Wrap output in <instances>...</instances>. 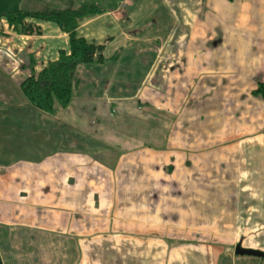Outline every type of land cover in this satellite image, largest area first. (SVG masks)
Masks as SVG:
<instances>
[{
	"label": "crops",
	"instance_id": "crops-1",
	"mask_svg": "<svg viewBox=\"0 0 264 264\" xmlns=\"http://www.w3.org/2000/svg\"><path fill=\"white\" fill-rule=\"evenodd\" d=\"M89 4L105 13L77 34L107 61L78 68L52 117L21 85L69 53V34L5 15ZM260 83L264 0H0L3 263L264 264L235 253L264 252Z\"/></svg>",
	"mask_w": 264,
	"mask_h": 264
},
{
	"label": "trees",
	"instance_id": "trees-1",
	"mask_svg": "<svg viewBox=\"0 0 264 264\" xmlns=\"http://www.w3.org/2000/svg\"><path fill=\"white\" fill-rule=\"evenodd\" d=\"M105 13V9L95 4L83 5L78 9H45L42 11H17L8 13L11 26L26 34H39V27L29 24L26 19L57 24L70 37V51H61L58 60L48 64L38 75L26 79L21 90L25 99L38 111L52 117H60L70 106L78 80L80 66L104 64L105 45L89 42L77 34L80 20ZM264 101V83L253 91ZM0 264H4L0 254Z\"/></svg>",
	"mask_w": 264,
	"mask_h": 264
},
{
	"label": "water",
	"instance_id": "water-1",
	"mask_svg": "<svg viewBox=\"0 0 264 264\" xmlns=\"http://www.w3.org/2000/svg\"><path fill=\"white\" fill-rule=\"evenodd\" d=\"M235 253L237 255L241 256H256V257H261L264 258V252L260 250H252V249H246L241 246V244H238L235 248Z\"/></svg>",
	"mask_w": 264,
	"mask_h": 264
},
{
	"label": "rangeland",
	"instance_id": "rangeland-1",
	"mask_svg": "<svg viewBox=\"0 0 264 264\" xmlns=\"http://www.w3.org/2000/svg\"><path fill=\"white\" fill-rule=\"evenodd\" d=\"M144 8L145 10H148V12L146 13V16H149V17H152V14H154V10H153V6L150 5V1H148V3H146L144 5ZM163 11V10H161ZM155 14H156V11H155ZM102 178H106L103 174H102ZM247 249H250V248H247ZM252 250H256V249H252Z\"/></svg>",
	"mask_w": 264,
	"mask_h": 264
}]
</instances>
